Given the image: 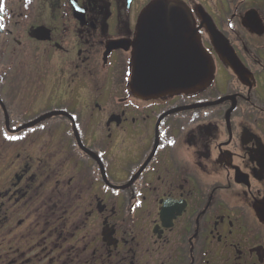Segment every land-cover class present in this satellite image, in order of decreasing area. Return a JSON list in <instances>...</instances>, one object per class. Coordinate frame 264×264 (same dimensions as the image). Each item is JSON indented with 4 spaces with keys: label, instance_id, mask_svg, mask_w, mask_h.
<instances>
[{
    "label": "flooded vegetation",
    "instance_id": "1",
    "mask_svg": "<svg viewBox=\"0 0 264 264\" xmlns=\"http://www.w3.org/2000/svg\"><path fill=\"white\" fill-rule=\"evenodd\" d=\"M152 1L0 0V264H264V0H178L213 78L144 98Z\"/></svg>",
    "mask_w": 264,
    "mask_h": 264
},
{
    "label": "water",
    "instance_id": "2",
    "mask_svg": "<svg viewBox=\"0 0 264 264\" xmlns=\"http://www.w3.org/2000/svg\"><path fill=\"white\" fill-rule=\"evenodd\" d=\"M193 24L191 14L175 0H155L143 10L132 55L137 95L154 98L189 91L211 79L213 69L196 43Z\"/></svg>",
    "mask_w": 264,
    "mask_h": 264
}]
</instances>
